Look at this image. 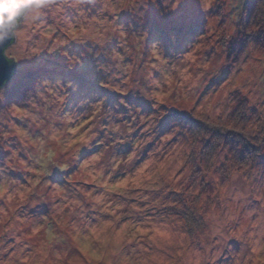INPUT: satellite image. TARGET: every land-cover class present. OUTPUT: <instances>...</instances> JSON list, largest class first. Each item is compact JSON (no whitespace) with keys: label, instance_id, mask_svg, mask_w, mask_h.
Here are the masks:
<instances>
[{"label":"clouds","instance_id":"obj_1","mask_svg":"<svg viewBox=\"0 0 264 264\" xmlns=\"http://www.w3.org/2000/svg\"><path fill=\"white\" fill-rule=\"evenodd\" d=\"M0 264H264V0H0Z\"/></svg>","mask_w":264,"mask_h":264},{"label":"rangeland","instance_id":"obj_2","mask_svg":"<svg viewBox=\"0 0 264 264\" xmlns=\"http://www.w3.org/2000/svg\"><path fill=\"white\" fill-rule=\"evenodd\" d=\"M198 22V18L193 15L190 23H184L183 21L178 22L175 17H166V18H156L151 17L149 18V25L151 28L160 35L162 39L167 41V30L168 26L172 25L175 27L177 32L183 33L185 29L191 30ZM34 73H29V75H33ZM73 78L80 81L82 88L91 89L94 87V80H92L89 76H82L80 74L73 73ZM12 96L16 95L15 90H12Z\"/></svg>","mask_w":264,"mask_h":264},{"label":"water","instance_id":"obj_3","mask_svg":"<svg viewBox=\"0 0 264 264\" xmlns=\"http://www.w3.org/2000/svg\"><path fill=\"white\" fill-rule=\"evenodd\" d=\"M2 75L6 77L8 75V73L5 71L2 73Z\"/></svg>","mask_w":264,"mask_h":264}]
</instances>
